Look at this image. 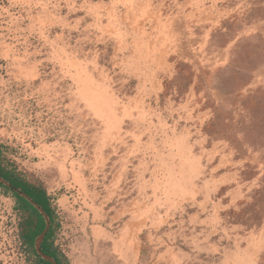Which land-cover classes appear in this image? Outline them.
<instances>
[{
	"label": "rangeland",
	"instance_id": "obj_1",
	"mask_svg": "<svg viewBox=\"0 0 264 264\" xmlns=\"http://www.w3.org/2000/svg\"><path fill=\"white\" fill-rule=\"evenodd\" d=\"M0 145L71 264H264V0H0Z\"/></svg>",
	"mask_w": 264,
	"mask_h": 264
},
{
	"label": "trees",
	"instance_id": "obj_2",
	"mask_svg": "<svg viewBox=\"0 0 264 264\" xmlns=\"http://www.w3.org/2000/svg\"><path fill=\"white\" fill-rule=\"evenodd\" d=\"M188 74V73H187ZM0 187L4 194L14 199V210L18 215V236L21 248L31 264H52L43 259L35 249V239L45 228V217L49 226L39 250L50 256L56 264H71L68 257L55 242L59 221L52 197L38 183H32L10 164L0 145Z\"/></svg>",
	"mask_w": 264,
	"mask_h": 264
},
{
	"label": "water",
	"instance_id": "obj_3",
	"mask_svg": "<svg viewBox=\"0 0 264 264\" xmlns=\"http://www.w3.org/2000/svg\"><path fill=\"white\" fill-rule=\"evenodd\" d=\"M44 217H45V221H46V224H45V228L43 229V231L36 237L35 239V249L37 251V253L45 260L51 262L52 264H56V262L48 255L46 254H43L40 250H39V245L41 243V240L45 234V232L47 231V228L49 226V222H48V218L46 217V215L44 214Z\"/></svg>",
	"mask_w": 264,
	"mask_h": 264
}]
</instances>
